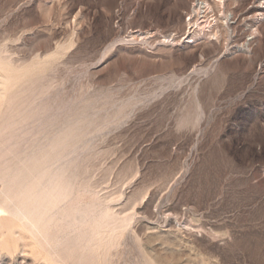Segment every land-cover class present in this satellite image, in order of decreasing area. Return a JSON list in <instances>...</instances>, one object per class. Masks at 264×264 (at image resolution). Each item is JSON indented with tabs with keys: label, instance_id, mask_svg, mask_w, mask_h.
<instances>
[{
	"label": "rangeland",
	"instance_id": "1",
	"mask_svg": "<svg viewBox=\"0 0 264 264\" xmlns=\"http://www.w3.org/2000/svg\"><path fill=\"white\" fill-rule=\"evenodd\" d=\"M197 2L0 0V175L60 143L83 264H264L262 0H209L189 41ZM3 209L0 264H67Z\"/></svg>",
	"mask_w": 264,
	"mask_h": 264
},
{
	"label": "bare ground",
	"instance_id": "2",
	"mask_svg": "<svg viewBox=\"0 0 264 264\" xmlns=\"http://www.w3.org/2000/svg\"><path fill=\"white\" fill-rule=\"evenodd\" d=\"M215 1L219 9L224 7L225 0ZM260 7L263 11L257 13L258 22L264 20V0H262ZM193 11L194 16L192 15L188 21L190 25L189 33H185L183 36L189 41L193 39V35L190 34L192 28L198 27L201 30L209 28L210 32H213L215 24H217V17H219L213 18L215 24L210 20L209 14L213 12V5H211L209 0H198ZM197 15H199V19H203L200 22L198 21L199 19L193 22ZM231 18L232 14L226 15L223 22L229 24ZM250 27L251 38H248V40L259 35L256 27ZM217 33L219 32L212 35L216 38ZM248 44L249 41H246L238 46V49H246L245 47ZM9 114V126L16 124L19 127L26 119L25 112L19 108L13 110V112H9ZM9 119H7L8 122ZM59 144L57 142L40 147L39 155L33 154L18 167L6 170L0 175V182L3 183V187L0 189V199L3 203L1 205L4 206L0 207V213L1 209L4 208L3 210L7 212L5 220L19 221L23 226L41 235L49 247L53 249L59 248L61 252L60 256L66 260L67 264H83L81 254L75 251L74 248L76 245L84 242V237L95 233L91 220L96 217V210L93 205L66 204V200L70 194V185L62 171L54 172L53 170L54 164L59 163L58 167L64 164V159L60 156L52 157V153L59 149ZM51 227H55L56 229L55 236L49 235L48 230H51ZM67 229L74 232L78 231L79 234H76V238L72 240L70 245L67 243L64 246L62 242L65 237L64 231Z\"/></svg>",
	"mask_w": 264,
	"mask_h": 264
}]
</instances>
